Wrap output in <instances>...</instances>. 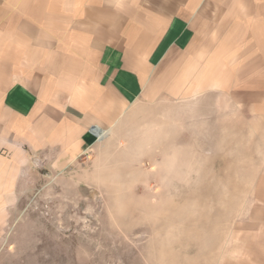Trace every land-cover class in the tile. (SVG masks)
I'll list each match as a JSON object with an SVG mask.
<instances>
[{"label":"rangeland","instance_id":"1","mask_svg":"<svg viewBox=\"0 0 264 264\" xmlns=\"http://www.w3.org/2000/svg\"><path fill=\"white\" fill-rule=\"evenodd\" d=\"M181 72L91 128L102 133L80 155L17 162L0 264H264V116Z\"/></svg>","mask_w":264,"mask_h":264},{"label":"crops","instance_id":"2","mask_svg":"<svg viewBox=\"0 0 264 264\" xmlns=\"http://www.w3.org/2000/svg\"><path fill=\"white\" fill-rule=\"evenodd\" d=\"M181 70L262 118L264 0H0V232L24 155H80L91 128L167 94Z\"/></svg>","mask_w":264,"mask_h":264},{"label":"bare ground","instance_id":"3","mask_svg":"<svg viewBox=\"0 0 264 264\" xmlns=\"http://www.w3.org/2000/svg\"><path fill=\"white\" fill-rule=\"evenodd\" d=\"M92 132L94 133V134H97L96 132H97V130L95 129V130H92Z\"/></svg>","mask_w":264,"mask_h":264},{"label":"built area","instance_id":"4","mask_svg":"<svg viewBox=\"0 0 264 264\" xmlns=\"http://www.w3.org/2000/svg\"><path fill=\"white\" fill-rule=\"evenodd\" d=\"M93 130H95V129H93Z\"/></svg>","mask_w":264,"mask_h":264}]
</instances>
